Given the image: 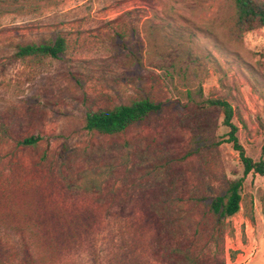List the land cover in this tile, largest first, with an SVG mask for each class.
<instances>
[{"label": "rangeland", "instance_id": "374dc122", "mask_svg": "<svg viewBox=\"0 0 264 264\" xmlns=\"http://www.w3.org/2000/svg\"><path fill=\"white\" fill-rule=\"evenodd\" d=\"M17 1L23 14L0 15V264H163L129 225L155 198L172 200L165 219L204 247L196 205L238 179L222 259L264 264V177L243 176L209 104L228 102L246 156L264 159V28L235 33L230 0ZM57 36L67 45L57 60L12 57L16 44ZM145 97L161 109L122 135L84 129L87 112Z\"/></svg>", "mask_w": 264, "mask_h": 264}, {"label": "trees", "instance_id": "16d2710c", "mask_svg": "<svg viewBox=\"0 0 264 264\" xmlns=\"http://www.w3.org/2000/svg\"><path fill=\"white\" fill-rule=\"evenodd\" d=\"M29 1V0H26ZM234 11L233 29L238 35H243L264 28V0H230ZM26 5H18L17 0H9L6 7L0 8L2 13L14 12L23 14L27 10ZM66 41L62 36H57L53 40L41 43L16 44L13 47L12 57L17 61L44 59H59L60 55L66 51ZM262 77L264 78V72ZM261 98L264 101V85L262 87ZM209 104L220 110L223 118V126L227 128V143L237 153L238 160L242 168L243 176L257 174L264 177V159L256 161L246 156L245 151L237 138L238 127L233 124L234 110L228 102L221 99L210 100ZM161 104L150 97L134 99L126 104L113 106L108 109L89 111L84 116V129L92 134L103 137H117L122 135L132 126L146 121L151 115L159 112ZM40 141L39 136H33L23 140L24 146L35 145ZM243 180L238 179L228 182L224 192L212 196L208 203L199 201L196 206L205 209L204 216L207 224L208 242L204 247H198L194 241L183 239V226L178 220H166V210L172 206L173 201H159L155 198L148 206L143 217L138 223L129 225L132 238L137 240L141 237V232L146 230L153 240V255L160 254V261L163 264H224V237L226 229H229V219L240 211L241 189ZM161 196V195H158ZM169 193H167V197ZM166 197V198H167ZM201 204V205H199ZM182 211V212H181ZM184 209L179 207L177 212L181 214L180 219L185 218ZM89 224L93 216L87 214L82 216ZM173 225L172 230L165 226ZM76 224V223H75ZM73 230H67L70 236ZM212 244L215 246V254H212ZM50 248L51 245H48ZM56 245L52 246V249ZM147 253V250H146ZM34 263L33 260L28 264ZM124 263L123 261H121ZM116 264V261H114ZM136 264V260H133Z\"/></svg>", "mask_w": 264, "mask_h": 264}]
</instances>
